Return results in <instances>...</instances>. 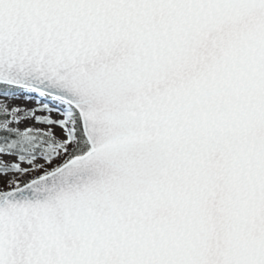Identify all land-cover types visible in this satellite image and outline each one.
<instances>
[{
  "label": "snow or ice",
  "instance_id": "snow-or-ice-1",
  "mask_svg": "<svg viewBox=\"0 0 264 264\" xmlns=\"http://www.w3.org/2000/svg\"><path fill=\"white\" fill-rule=\"evenodd\" d=\"M0 264H264V0H0Z\"/></svg>",
  "mask_w": 264,
  "mask_h": 264
}]
</instances>
